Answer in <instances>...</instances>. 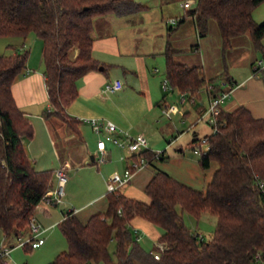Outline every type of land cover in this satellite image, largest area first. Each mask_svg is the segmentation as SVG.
<instances>
[{
	"label": "trees",
	"instance_id": "16d2710c",
	"mask_svg": "<svg viewBox=\"0 0 264 264\" xmlns=\"http://www.w3.org/2000/svg\"><path fill=\"white\" fill-rule=\"evenodd\" d=\"M196 2L188 15L204 33L210 21L217 22L223 52L231 48L235 37L245 33L263 49L264 22H256L253 12L264 0ZM144 8L136 0H0V37L26 40L35 33L43 41L49 102L44 115L57 117L67 130L65 137L55 136L58 147L62 148L69 134L80 133L82 120L68 112L79 94V79L100 68L92 55L94 20L108 14L132 15ZM199 35L203 37L201 32ZM178 52L168 41L164 54L172 88L194 99L193 103L203 89L208 97L224 90L219 82L222 78H209L203 66L178 62ZM28 55L29 51L17 49L0 54V229L8 238L28 233L32 216L53 187L55 173L37 169L29 156L27 142L34 138L35 126L13 96V84L25 72ZM203 137L209 148L201 154V167L218 164L204 189L157 169L145 186L150 202L129 197L119 189L107 192L105 210L86 220L69 210L58 224L69 249L48 264H264V188L260 184L264 182V117H255L244 105L233 110L222 105L217 125ZM202 138L195 135L190 146L199 145ZM154 154L146 149L138 156H146L152 163ZM183 212L197 219L205 214L215 217L212 237L205 240L186 226ZM137 216L162 230L159 243L163 248L154 250L160 252V259L136 240L131 221ZM113 240L117 243L116 260L109 250ZM0 264L11 263L0 256Z\"/></svg>",
	"mask_w": 264,
	"mask_h": 264
},
{
	"label": "rangeland",
	"instance_id": "374dc122",
	"mask_svg": "<svg viewBox=\"0 0 264 264\" xmlns=\"http://www.w3.org/2000/svg\"><path fill=\"white\" fill-rule=\"evenodd\" d=\"M136 1L144 4L146 8L138 13L122 16L121 19L114 17L115 19L112 20V30L114 29V35L118 36L117 40L120 42L119 47L122 54L112 53L113 49H109L110 54L106 53V59H109L110 64L108 65L110 75L108 74L107 84H111L119 78L123 84L124 92L110 93L112 98L108 102L101 103L99 101L95 105L93 108L95 113L84 112L85 114L80 115L79 118H97L112 122L115 119L132 123L134 128H129V130L118 124L117 126L133 135H145L149 142L148 147L154 153L164 152V159H162L163 156L154 159L146 169L136 176L132 184L121 188L125 193L131 191L132 197L150 202L151 198L145 191L144 183L157 169L168 172L196 189H204L218 167L217 162H212L209 168L204 169L199 163L201 154L206 153L209 148L206 142H202L197 147V151L190 146L195 131L200 133V137L212 131L211 124L206 120H200L203 114L202 109L207 108L209 102L205 89H203L201 97H198L193 103L188 97L186 101L182 102V93L178 89L172 88L170 83L168 90L163 87V82L167 79L164 54L167 42L169 41L179 49L175 55L178 62L190 66L204 65L209 78H222L229 81L232 79L241 81L248 72L252 71V62L257 64L259 60H264V49L257 48L250 35L245 33L235 37L232 40L231 48L223 52L217 22L210 21L208 30L204 33L201 28L196 27L195 18L188 15L189 10L196 8L197 0L190 9L182 6L186 0ZM110 16H116V14ZM171 18L177 19L176 25L166 23ZM182 18L185 20L181 22ZM253 18L258 23L264 22V2L254 10ZM170 26L175 29L169 30ZM200 32L203 37H200ZM14 48L20 52L29 51V54H33V60L38 67L44 66L41 62V39H33V35L28 36L26 40L22 37H0V54L12 53ZM150 97L153 99L152 106ZM229 100L223 104L224 108ZM80 102H82V97L74 104L72 103V109ZM164 106H177L178 110L169 117L163 112ZM145 127L147 130L143 132ZM83 131L91 137L94 143H97L99 137L89 124L83 122ZM77 140L71 138L70 143L68 140H64L63 144L69 143V151L72 152L69 156L74 162L81 163L77 153L80 151L83 153V151ZM109 148L112 150L105 163L77 167L76 164H68L69 181L65 191L70 193L71 200L67 197L71 204L70 210L78 211L79 207L94 196L96 190L107 193L108 188L103 177L114 172L123 173L127 166L132 165V158H126L124 162L121 161L122 155L129 156L126 153L127 149H121L123 150L121 151L113 145H109ZM65 153L68 152H60L61 155H65ZM42 162L45 167L52 168L54 171L61 167L54 155L47 156L45 154L42 156ZM142 198H146V200ZM65 201L66 197L64 203ZM100 204L92 207L96 208ZM44 205L51 210L49 217H43L46 225L62 219L61 207L63 206L50 205V207L46 203ZM88 211L90 209H87L85 213ZM179 211H181L180 207ZM183 223L208 240L216 229L217 220L209 214L197 219L183 212ZM44 237L45 244L39 248L15 247L11 256L6 260L11 264H48L56 258L58 253L69 249L68 241L58 225L46 232ZM27 238L28 236H23L22 239L26 241ZM4 239V233L0 229V245L4 243ZM7 243L10 246H16L19 240L13 238L11 242L7 241ZM139 243L147 251L155 250L153 240L144 239L143 235ZM116 248L117 243L113 240L109 250L115 260Z\"/></svg>",
	"mask_w": 264,
	"mask_h": 264
},
{
	"label": "crops",
	"instance_id": "0c3cea01",
	"mask_svg": "<svg viewBox=\"0 0 264 264\" xmlns=\"http://www.w3.org/2000/svg\"><path fill=\"white\" fill-rule=\"evenodd\" d=\"M110 15L112 14L97 17L94 21V31H95L94 39L95 40H94L92 55H93V58L100 63V66L104 67V69L101 70L99 68L98 70H93L89 72L88 74H86L81 79H79L78 81L79 94L74 100L73 104L76 101H78L81 97H82V102H80V104H77V106L73 109H72V106L68 108V112L71 115L77 117L78 119H80L79 118L80 115L85 114L84 112L95 113L94 112L95 110L93 109L95 105L99 101L101 103L106 102V101L108 102L110 98H112L110 96L111 95L110 93L124 92V87L115 92L105 91V86L107 85V80L110 75L109 69H108V65L110 64L108 61L109 59H106V53L110 54L109 49H113L114 51H111L112 53L116 52L117 54H120V55L122 54L120 51V47H119L120 42L119 40H117L118 36L114 35L115 31L114 29L112 30L111 25H112V20L115 19L114 17L121 19L124 16L122 17V16H117V15L116 16H110ZM32 35H33V39L39 38L35 33L29 34L30 37ZM262 44H263L262 48L264 49V38L262 40ZM41 55H43V41H42ZM201 58H202V55H201ZM41 62L43 63L42 57H41ZM255 64L256 63L254 62L251 63L252 71L248 72V74H246L245 77L241 79V81H238L236 79H232V81H229L227 79L220 80V83L222 85V88H224V90L230 89L232 88V86H234L232 89V93L230 97L228 98L230 100L227 103V106L225 108L226 110H233L239 106L244 105L251 110V112L253 113L255 117H258V118L264 117V69L256 73L254 70ZM116 80L120 81L119 78ZM13 96L15 98V101L18 107L21 108L23 111H25L31 117L34 123V126H35V136L33 139L27 142V151H28L29 156L34 160L37 169L39 170L52 169L49 167H45L44 163L42 162V156H44L45 154H47V156H50V155L56 156L58 159V163L60 164L61 167L67 170V173L69 171V167H67L68 164L70 165L76 164V167H77L79 165L80 166H84V165L93 166L94 164L98 163V158L101 155V153L99 152L97 148V143H94L91 137H89V135L83 131L84 121H81L80 123V126H79L80 133L79 134L77 133L69 134L70 135L69 138L67 136L64 139L65 141L68 140L69 143L71 142V138L78 139L77 142L83 151V153L81 151L77 153V155L80 156L78 160L81 159L80 161L81 163L74 162L69 156V154L70 155L72 154V152L70 153L69 151V148H70V146H68L69 143L63 144L62 146L63 150H61L60 147H58L55 136L59 134L60 136L65 137L67 130L57 117L53 116L50 118H46L44 115L45 108L49 107L47 85L45 82V75H44V66L42 68H40V66L38 67L37 63L33 60L32 53L28 55L27 68L25 72L22 75H20L15 81V83L13 84ZM150 101H151L150 104L152 106L153 99L151 97H150ZM203 110L204 108L202 109V111ZM173 113H176V112H173ZM113 122L116 125L118 124L124 129L129 130V128H134V125L132 123H125L124 121H121V120L119 121L115 119H113ZM84 123L89 124L87 122H84ZM146 130H147V127H145L142 131L144 132ZM193 135L194 136L198 135L199 137L201 136L200 133L197 131H195ZM109 145H112V144L110 143L107 144V152L105 154V161L103 163L106 162L107 157H109L110 151L112 150L111 148H109ZM61 151H66L68 153H65V155H61L60 154ZM126 153L128 154V152ZM94 154L97 155L96 158ZM124 157H127V156H124V155L121 156V161L123 162L125 161ZM96 159H97V162H96ZM114 173H119V172H114ZM139 173H137L128 184H132V181L136 178V176ZM113 174L111 173L109 176L103 177L106 185H107V181L109 177ZM152 175L150 176V178L152 177ZM149 179L145 181L144 186H146ZM56 182H57V178H56V174L54 173L53 187H55ZM122 191L125 193L124 190ZM127 193L125 194L128 195L129 197L133 196V193L131 191ZM106 194L107 193H105L104 191L102 192V191L96 190V192L94 193V196L91 197V199L87 201L85 204H83L81 207H79L78 211H76L75 213L82 220H86L91 214L97 211L105 210V208L107 207ZM65 197H66L65 203L59 205V207L63 206L61 207L62 212H63L62 219H60L59 221L52 222L51 224L47 223L48 225L45 224V219L43 217L45 216L49 217V215H51V210L47 208V206L44 205V203H46L44 201H42L38 205L36 212H35V217L45 228H48L45 231V233L48 232L51 228H54L55 225H58L63 220L65 213L70 210L69 208L71 205L70 204V200H71L70 193L69 194L66 193ZM67 197H69L70 200H68ZM142 199L146 200V198H142ZM144 202H147V201H144ZM98 203H101L100 206L93 208ZM47 205L50 206L49 204ZM87 209H90V211L85 213ZM82 213L83 215H81ZM135 227L139 228L144 239L149 238L153 240L155 247L160 244L159 237L162 234V230L158 226L147 221L146 219L142 217L137 216L131 221V229L133 233H134ZM45 233H43L42 235L43 237ZM28 234L29 233H27L24 236H28ZM12 239L5 237L4 244L7 246H10L8 245L7 241L11 242ZM10 247L15 248V246H10ZM37 248H34V249H37Z\"/></svg>",
	"mask_w": 264,
	"mask_h": 264
},
{
	"label": "built area",
	"instance_id": "2783aa9c",
	"mask_svg": "<svg viewBox=\"0 0 264 264\" xmlns=\"http://www.w3.org/2000/svg\"><path fill=\"white\" fill-rule=\"evenodd\" d=\"M196 3L195 0H186L182 3V6L186 9L192 8L193 4ZM177 19L171 18L166 21L169 25H176ZM264 69V60H259L257 64H255V72ZM158 70V69H156ZM163 87L165 90L169 88V81L166 79L163 82ZM212 87V86H211ZM209 87V88H211ZM232 88L223 90L217 95L209 96L208 107L205 109L203 114L200 117V120H206L207 123L212 126H216L218 122V116L221 113L222 105L226 102V100L230 97L232 93ZM123 88V84L119 80L113 81L111 84H107L105 86L106 92H115ZM182 102L186 101V96L182 94ZM192 102L194 99H191ZM177 111V106H164L163 112L165 115L171 117L173 112ZM82 121L87 122L91 125L93 131L98 135L97 148L101 155L98 158V163H103L105 161V154L107 152V144H113L119 149H127L129 154L126 158H132V165H129L125 168L123 173H114L111 175L107 181L108 192H115L125 185H127L131 179L139 172L146 169L151 163L149 158L146 156L140 155L144 150L149 149L148 140L145 135L137 134L133 135L129 131L123 130L119 128L114 122L101 120L97 118H83ZM202 138V137H201ZM207 142V138H202L201 142ZM195 145L194 149L197 151V147L200 146ZM164 154L163 153H155L154 157L160 158ZM57 182L55 187L51 188L47 194L43 197L44 202L52 206H59L64 203L65 199V188L66 184L69 180V176L67 170L63 167L58 168L55 171ZM261 187L264 188V182H261ZM74 210V209H73ZM76 212V210H74ZM48 228H45L34 216H32L30 223L28 225V238L27 240H23V236L19 237V243L15 247H25L29 245L30 247L37 248L45 243V238L42 236L43 233ZM134 233L136 236V240L139 242L142 239L141 232L139 228H134ZM159 248H163L161 244L158 245ZM14 248V247H13ZM12 247L5 245L2 243L0 245V256L3 258H7L11 256V252L13 250ZM154 257L156 259H160L161 254L159 251H154Z\"/></svg>",
	"mask_w": 264,
	"mask_h": 264
},
{
	"label": "water",
	"instance_id": "95a60500",
	"mask_svg": "<svg viewBox=\"0 0 264 264\" xmlns=\"http://www.w3.org/2000/svg\"><path fill=\"white\" fill-rule=\"evenodd\" d=\"M100 69H101V70H103V69H104V67H103V66H100Z\"/></svg>",
	"mask_w": 264,
	"mask_h": 264
}]
</instances>
